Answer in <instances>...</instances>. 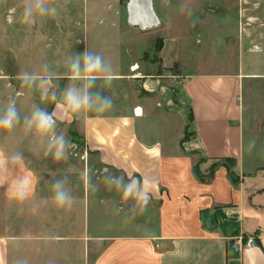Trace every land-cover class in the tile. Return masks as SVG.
Returning <instances> with one entry per match:
<instances>
[{"label": "crops", "instance_id": "obj_1", "mask_svg": "<svg viewBox=\"0 0 264 264\" xmlns=\"http://www.w3.org/2000/svg\"><path fill=\"white\" fill-rule=\"evenodd\" d=\"M80 1L83 21L68 28L74 41L87 29L88 0ZM63 14L53 17L61 32ZM66 17L70 22L72 15ZM147 34L138 32L136 38ZM78 40L80 53L91 51L81 36ZM124 45L106 61L112 62L111 84L98 74L93 89L113 98L109 111L71 113L58 91L49 112L58 124H79L87 160L96 159L126 180L151 182L154 229L148 228L147 215L139 222L141 233H108L113 225L108 215L115 216L118 228L122 207L117 201L110 208L104 199L96 205L85 183L71 208L58 207L43 172L28 164L43 160L44 143L36 140L27 148L20 141L15 149L12 141L0 139V159L22 152L18 171L32 177V195L21 203L11 198L8 174H0V264H264V133L245 130L242 86L257 76L243 71L245 56L235 72L173 75L172 82L166 73L179 59L175 38H163L156 59L139 63H123ZM105 50L99 45L93 53L106 58ZM68 77L67 84L85 82ZM96 226L99 233H93Z\"/></svg>", "mask_w": 264, "mask_h": 264}, {"label": "rangeland", "instance_id": "obj_2", "mask_svg": "<svg viewBox=\"0 0 264 264\" xmlns=\"http://www.w3.org/2000/svg\"><path fill=\"white\" fill-rule=\"evenodd\" d=\"M47 2L49 6L54 5L57 12H65V17L60 18L62 32L58 31L57 18L40 16L26 23L22 17L26 2L0 0V107L14 99L22 118L30 114L34 105L49 111L54 101L42 100L38 88L23 86L19 74L27 71L42 76L43 66L48 65L54 77L52 90L62 92L69 75L67 61L69 57L80 53L77 42L80 36L84 45L88 43L90 52L99 45L107 49L104 51L107 55V60L104 57L105 62L114 60L118 48L126 43L123 46L126 50L121 56L124 64L156 59L159 43L165 37H172L178 42L179 48V59L166 73L172 74V82L175 80L173 75L235 72L239 58L245 56L247 64L243 71L257 75L246 78L242 86L245 130L258 136L264 133V0H152L159 24L143 31L127 24V0H88L85 13L87 29H82L80 35L76 33L75 41L68 28H77L82 23L80 13L85 3L80 0ZM68 12L72 15L70 22L66 17ZM138 32L148 34L141 40L136 38ZM144 44L149 46V52L142 54L140 49L135 51ZM26 56L32 60H25ZM57 132L64 133L70 141L67 158L57 162L43 154L42 161L31 160L29 166L42 171L49 185L59 175L67 177L73 196H78L82 184H87L91 190V201L96 205L100 199H104L111 208L119 201L122 209L118 213L121 216L118 222L122 224L116 228L114 224L117 219L109 214V222L113 225L106 227L108 233H141L144 228L139 222L147 219V215L148 228L154 229V205L147 204L143 210L139 206L134 209L135 202L124 201L119 192L116 197L114 189L110 190L104 181V170L107 169L108 174H119L94 158L87 160L83 155L79 124L57 123ZM0 139L12 141L15 149L20 147V141L27 148H31L30 145H34L36 140L44 143L38 134L27 130L22 121L12 130H0ZM40 148L44 153V144ZM54 174L53 179L51 177ZM93 213H99V210L93 209ZM100 230V227H93V233H99ZM227 241L233 242L232 239Z\"/></svg>", "mask_w": 264, "mask_h": 264}, {"label": "clouds", "instance_id": "obj_3", "mask_svg": "<svg viewBox=\"0 0 264 264\" xmlns=\"http://www.w3.org/2000/svg\"><path fill=\"white\" fill-rule=\"evenodd\" d=\"M57 8L49 6L47 0H28L23 7L22 17L26 23L33 22L40 16H55ZM70 81L84 80L81 86L69 83L63 89L60 99L65 109L71 113H79L82 110L94 111L98 114L109 111L113 107V98L102 91H93L96 87L98 74H104L105 83L111 84L109 79L112 68L104 58L88 51L74 54L67 61ZM44 75L38 76L31 72H22L19 79L23 86L31 89L38 88L42 100L55 101L57 94L52 90L53 74L49 66H43ZM23 122L24 127L34 131L44 140V154L50 156L53 161H61L67 158L71 147L70 141L62 132H57V122L54 114L46 108L34 105L30 114L21 117L16 101L10 99L6 105L0 107V130H12ZM25 157L22 152L5 154L0 159V174H8V189L11 198L17 202H24L32 195V177L18 170L24 166ZM104 181L110 190L120 192L124 201H134L133 208L139 206L140 210L148 204L150 199L151 182L147 179L130 177L127 180L124 175L108 174L104 170ZM95 190V186H92ZM52 200L60 208H71L75 197L68 187L67 177L54 179L51 183Z\"/></svg>", "mask_w": 264, "mask_h": 264}, {"label": "water", "instance_id": "obj_4", "mask_svg": "<svg viewBox=\"0 0 264 264\" xmlns=\"http://www.w3.org/2000/svg\"><path fill=\"white\" fill-rule=\"evenodd\" d=\"M125 9L126 22L131 27L146 30L159 24V19L153 9L152 0H127Z\"/></svg>", "mask_w": 264, "mask_h": 264}, {"label": "trees", "instance_id": "obj_5", "mask_svg": "<svg viewBox=\"0 0 264 264\" xmlns=\"http://www.w3.org/2000/svg\"><path fill=\"white\" fill-rule=\"evenodd\" d=\"M157 48L159 49L160 48V45L157 46ZM232 163H229V177H231V180L233 179V176H232ZM234 180V179H233Z\"/></svg>", "mask_w": 264, "mask_h": 264}, {"label": "built area", "instance_id": "obj_6", "mask_svg": "<svg viewBox=\"0 0 264 264\" xmlns=\"http://www.w3.org/2000/svg\"><path fill=\"white\" fill-rule=\"evenodd\" d=\"M135 113H136V109H135Z\"/></svg>", "mask_w": 264, "mask_h": 264}]
</instances>
